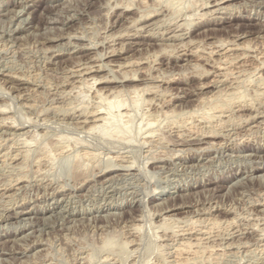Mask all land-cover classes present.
I'll return each mask as SVG.
<instances>
[{"label": "rangeland", "instance_id": "rangeland-1", "mask_svg": "<svg viewBox=\"0 0 264 264\" xmlns=\"http://www.w3.org/2000/svg\"><path fill=\"white\" fill-rule=\"evenodd\" d=\"M216 1L0 0V264H264V0Z\"/></svg>", "mask_w": 264, "mask_h": 264}, {"label": "bare ground", "instance_id": "bare-ground-1", "mask_svg": "<svg viewBox=\"0 0 264 264\" xmlns=\"http://www.w3.org/2000/svg\"><path fill=\"white\" fill-rule=\"evenodd\" d=\"M227 1H229V0H217L216 1V4H214V6H213V8H211L209 11H207L206 13H203L202 15L204 16V15H206V14H208L209 12H220V11H224V10H227L228 11V9H230L232 6H231V4H229ZM34 3V2H33ZM228 3V4H227ZM257 3V2H256ZM240 5V4H239ZM128 6V5H127ZM128 7H131V6H128ZM204 7V6H203ZM211 7H212V5H211ZM126 8V7H125ZM237 8V7H236ZM240 8V7H239ZM130 9V8H129ZM201 9V8H200ZM208 9V8H207ZM198 10V9H197ZM22 11V10H21ZM233 11V10H232ZM23 12V11H22ZM128 12V11H127ZM229 12V11H228ZM27 13V12H26ZM192 13H194V12H192ZM197 13H198V11H197ZM150 14V13H149ZM212 14V13H211ZM193 15V14H192ZM201 15V16H202ZM20 16H21V14H20ZM147 16V15H146ZM187 16V15H186ZM195 16V15H194ZM214 16V15H213ZM212 16V17H213ZM189 17V16H188ZM187 17V18H188ZM200 17V16H199ZM211 17V16H210ZM255 17V16H254ZM34 18V17H33ZM146 19H147V17H145ZM148 18H150V17H148ZM186 18V19H187ZM192 18H194V17H192ZM197 18V17H196ZM214 18V17H213ZM217 18H218V16H217ZM228 18V17H227ZM47 19V18H46ZM207 19V18H206ZM48 22V21H47ZM181 23V22H180ZM184 23V22H183ZM154 24V23H153ZM64 25V24H63ZM175 25V24H174ZM177 25H179V24H177ZM177 25H176V27H177ZM25 26V25H24ZM146 27V26H145ZM179 27V26H178ZM139 28V27H138ZM174 28V27H173ZM144 29V28H143ZM180 29V28H179ZM257 30V29H256ZM65 31V30H64ZM142 31V30H141ZM149 33V32H148ZM152 33V32H151ZM147 34V33H146ZM163 34V33H162ZM167 34V33H166ZM62 35V34H61ZM126 35V34H125ZM129 35H130V33H129ZM153 35V34H152ZM131 36V35H130ZM148 36V35H147ZM260 36V35H259ZM145 37V36H144ZM174 37H176V36H174ZM178 37V36H177ZM122 38V37H121ZM163 38V37H162ZM182 38V37H181ZM240 38V37H239ZM164 39V38H163ZM176 39V38H175ZM179 39H180V37H179ZM225 39V38H224ZM237 39V38H236ZM55 41V40H54ZM66 41V40H65ZM221 41V40H220ZM224 41H226V40H224ZM229 41V40H228ZM227 41V42H228ZM233 41V40H232ZM126 42V41H125ZM218 42H219V40H218ZM132 43V42H131ZM222 43V42H221ZM224 43V42H223ZM230 43V42H229ZM63 44V43H62ZM64 44H65V42H64ZM76 44V43H75ZM225 44V43H224ZM74 45V44H73ZM72 45V46H73ZM84 45V44H83ZM124 45V44H123ZM131 45V44H130ZM230 45V44H229ZM246 45H247V43H246ZM57 46V45H56ZM96 46H97V44H96ZM218 46H220V45H218ZM224 46V45H223ZM228 46V45H227ZM244 46V45H243ZM242 46V47H243ZM178 47H179V45H178ZM216 47V46H215ZM245 47V46H244ZM249 47V46H248ZM115 48V47H114ZM121 48V47H120ZM119 48V49H120ZM177 48V47H176ZM193 48V47H192ZM234 48V47H233ZM233 48H232V50H233ZM238 48H239V46H238ZM237 48V49H238ZM246 48V47H245ZM65 49V48H64ZM91 49V48H90ZM113 49V48H112ZM181 49V48H180ZM219 49H220V47H219ZM228 49V48H227ZM239 49H241V48H239ZM247 49V48H246ZM254 49H255V47H254ZM60 50V49H59ZM197 50V49H196ZM226 50V49H225ZM230 50V49H229ZM114 51V50H113ZM177 51V50H176ZM182 51V50H181ZM191 51V50H190ZM189 51V52H190ZM217 51V50H216ZM224 51V50H223ZM51 52V51H50ZM111 52V51H110ZM196 53V52H195ZM208 53V52H207ZM210 53V52H209ZM68 54H70V53H68ZM121 54V53H120ZM185 54V53H184ZM191 54V53H190ZM232 54V53H231ZM245 54V53H244ZM51 55V54H50ZM56 55V54H55ZM112 55V54H111ZM177 55V54H176ZM195 55V54H194ZM200 55V54H199ZM215 55V54H214ZM229 55V54H228ZM236 55V54H235ZM238 55V54H237ZM256 55V54H255ZM109 56V55H108ZM223 56V55H222ZM245 56V55H244ZM260 56V55H259ZM107 57V56H106ZM177 57V56H176ZM221 57V56H220ZM229 57V56H228ZM246 57V56H245ZM257 57V56H256ZM52 58V57H51ZM179 58V57H178ZM203 58V57H202ZM205 58V57H204ZM242 58H243V56H242ZM101 59V58H100ZM103 59V58H102ZM128 59V58H127ZM126 59V60H127ZM200 59V58H199ZM213 59V58H212ZM228 59V58H227ZM233 59V58H232ZM239 59H240V57H239ZM257 59V58H256ZM259 59V58H258ZM114 60V59H113ZM215 60V59H214ZM219 60V59H218ZM263 59H261V61H262ZM213 61V60H212ZM211 61V62H212ZM220 61H222L221 59H220ZM136 62V61H135ZM137 62H139V61H137ZM225 62H226V59H225ZM232 62H233V60H232ZM109 63V62H108ZM129 64H131L130 62H128ZM140 63H142V62H140ZM228 63H230V62H228ZM88 64V63H87ZM112 64V63H111ZM138 64V63H137ZM222 64V63H221ZM233 64H234V62H233ZM236 64V63H235ZM246 64V63H245ZM97 65V64H96ZM106 65V64H105ZM128 65V64H127ZM195 65V64H194ZM238 65V64H237ZM75 66V65H74ZM109 66V65H108ZM114 66V65H113ZM209 66H211V65H209ZM213 66V65H212ZM211 66V67H212ZM220 66H222V65H220ZM229 66H230V64H229ZM245 66V65H244ZM83 67V66H82ZM90 67H91V65H90ZM106 67H107V65H106ZM123 67V66H122ZM217 67H219L218 65H217ZM238 67V66H237ZM264 67V66H263ZM98 68V67H97ZM119 68H120V66H119ZM144 68V67H143ZM214 68V67H213ZM219 68H221V67H219ZM227 68V67H226ZM258 68V67H257ZM88 69V68H87ZM125 69V68H124ZM136 69V68H135ZM221 69H224L225 71L227 70V69H225V66L223 67V68H221ZM71 70V69H70ZM73 70V69H72ZM220 70V69H219ZM231 70V69H230ZM256 70V69H255ZM108 71V70H107ZM115 71V70H114ZM133 71V70H132ZM137 71V70H136ZM139 71V70H138ZM207 71V70H206ZM215 71V70H214ZM228 71V70H227ZM234 71V70H233ZM131 72V71H130ZM208 72V71H207ZM80 73V72H79ZM81 73H84V71L83 72H81ZM209 73V72H208ZM208 73H204V74H208ZM223 73H225V74H228V73H226V72H223ZM231 72L229 71V74H230ZM136 74V73H135ZM210 74V73H209ZM222 74V73H221ZM225 74H222V75H224V77L226 76ZM71 75V74H70ZM124 75H126L125 73H124ZM215 75V74H214ZM234 75V74H233ZM237 75H238V73H237ZM127 76H129V74L127 75ZM218 76H220V75H218ZM239 76H240V74H239ZM238 76V77H239ZM259 76V75H258ZM261 76V75H260ZM259 76V77H260ZM85 77V76H84ZM120 77V76H119ZM122 77V76H121ZM126 77V76H125ZM132 77V76H131ZM137 77V76H136ZM135 77V78H136ZM207 77V76H206ZM229 77V76H228ZM235 77H237V76H235ZM241 77V76H240ZM91 78V77H90ZM101 78V77H100ZM107 78V77H106ZM109 78V77H108ZM115 78V77H114ZM134 78V77H133ZM230 78H231V76H230ZM233 78V77H232ZM23 79V78H22ZM117 79V78H116ZM207 79V78H206ZM229 79V78H228ZM236 79V78H235ZM242 79V78H241ZM248 79V78H247ZM264 79V78H263ZM20 80V79H19ZM87 80V79H86ZM96 80V79H95ZM128 80V79H127ZM137 79H135V81H136ZM139 80V79H138ZM218 80V79H217ZM224 80V79H223ZM227 80V79H226ZM246 80V79H245ZM261 80V79H260ZM99 81V80H98ZM113 81V80H112ZM133 81V80H132ZM163 81V80H162ZM215 81V80H214ZM259 81V80H258ZM93 82H94V78H93ZM101 82V81H100ZM116 82V81H115ZM208 82V81H207ZM217 82V81H216ZM220 82H221V80H220ZM226 82V81H225ZM246 82V81H245ZM250 82V81H249ZM81 83V82H80ZM96 83H97V81H96ZM251 83V82H250ZM84 84V83H83ZM207 84V83H206ZM209 84V83H208ZM243 84H244V81H243ZM262 84H263V82H262ZM90 85V84H89ZM240 85V84H239ZM95 86V85H94ZM146 86H148V85H146ZM160 86V85H159ZM217 86V85H216ZM76 87V86H75ZM138 87V86H137ZM139 87H141V86H139ZM150 87V86H149ZM153 87H155V86H153ZM157 87V86H156ZM205 87V86H204ZM262 87V86H261ZM223 88V87H222ZM234 88V87H233ZM239 88V87H238ZM263 88V87H262ZM94 89V88H93ZM114 89V88H113ZM117 89V88H116ZM144 89V88H143ZM146 89V88H145ZM212 89V88H211ZM226 89V88H225ZM240 89V88H239ZM258 89V88H257ZM148 90V89H147ZM259 90V89H258ZM113 91H115V90H113ZM123 91V90H122ZM128 91V90H127ZM130 91V90H129ZM152 91V90H151ZM218 91V90H217ZM236 91V90H235ZM241 91V90H240ZM239 91V92H240ZM101 92V91H100ZM103 92V91H102ZM119 92H121V91H119ZM131 92V91H130ZM145 92V91H144ZM149 92H150V90H149ZM219 92V91H218ZM236 92H238V91H236ZM236 92H234V93H236ZM243 92V91H242ZM111 93H113V92H111ZM134 93V92H133ZM132 93V94H133ZM135 93H137V91L135 92ZM135 93H134V96H135ZM146 93V92H145ZM147 93H148V91H147ZM151 93V92H150ZM221 93V92H220ZM234 93L232 94V95H234ZM241 93V92H240ZM244 93V92H243ZM242 93V94H243ZM260 93H261V91H260ZM99 93H97V95H98ZM101 94V93H100ZM99 94V95H100ZM127 94H128V92H127ZM130 94V93H129ZM138 94V93H137ZM143 94V93H142ZM228 94H230V93H228ZM228 94H224L225 96L226 95H228ZM238 94V93H237ZM256 94H258V93H256ZM96 95V96H97ZM103 95V94H102ZM140 95H141V93H140ZM203 95V94H202ZM223 95V94H222ZM222 95H220V96H222ZM223 95V97L225 98V96ZM232 95H230L231 97H233ZM238 95H240L239 96V98L241 99L242 98V96L243 95H241V94H238ZM114 96V95H113ZM113 96H111V97H113ZM116 96V95H115ZM119 96V95H118ZM122 96V95H121ZM120 96V99L116 96L113 100L111 99H107L108 97H106V101H105V99L103 98V99H101V101L103 100L104 101V103H105V107L103 106V107H101L100 108V106H98L97 104V106L99 107H97L98 109L97 110H94V112H93V110H92V113L91 112H89V111H87V112H89V113H91V115L90 114H88V115H90L89 117L92 119H90L91 120V124H93L92 126H90L91 127V129L92 130H97V131H99L102 135H104V136H108V137H111V138H121V139H125L126 141H127V139L129 140L128 142H130L131 140H130V138L129 137H132V135L131 136H127V134H131L132 133V131H131V127H130V122H129V120H131V119H129V115L130 114H128V113H131V112H129L128 111V109L130 108V107H128V108H126V106H127V104L129 105V102H128V98H126L124 95L122 96V97H124V98H122ZM133 96V97H134ZM173 96V95H172ZM200 96V95H199ZM215 96V95H214ZM229 96V95H228ZM228 96H226V98L228 99ZM99 97H101V96H99ZM129 97H131V96H129ZM133 97H131V99L130 100H132V98ZM141 97H142V95H141ZM202 97V96H201ZM211 97H213V96H211ZM217 97V96H216ZM219 97V96H218ZM117 98V99H116ZM126 98V99H125ZM139 97H137V98H135L134 99V101L132 102V101H130V102H132L133 103V105H138V103H139V101L137 100ZM235 98V97H234ZM140 99V98H139ZM156 99V98H155ZM198 99H199V97H198ZM210 99V98H209ZM230 100H232L231 98H229ZM239 99V100H240ZM244 99V98H243ZM140 100H142V99H140ZM150 100H151V98H150ZM149 100V101H150ZM153 100V99H152ZM210 100H212V99H210ZM214 100H216V99H214ZM217 100H218V98H217ZM224 100V99H223ZM234 100V99H233ZM237 100V98L235 99V101ZM100 101V100H99ZM207 101V100H206ZM219 101V100H218ZM221 101V100H220ZM150 102H153V101H150ZM203 102H204V100H203ZM208 102V101H207ZM207 102H205V103H207ZM222 102V101H221ZM224 102V101H223ZM227 102H231V101H227ZM104 103H101V104H104ZM155 103V102H154ZM214 103H216V102H214ZM219 103V102H218ZM131 104V103H130ZM226 104V101L224 102V106H226L225 105ZM239 104V103H238ZM164 105V104H163ZM162 105V106H163ZM176 105V104H175ZM205 105V104H204ZM206 105H209V104H206ZM230 105V104H229ZM94 106V105H93ZM92 106V107H93ZM132 106V105H131ZM139 106V105H138ZM137 106V107H138ZM173 106V105H172ZM212 106V105H211ZM233 106V105H232ZM242 106V105H241ZM246 106V105H245ZM3 107V106H2ZM122 107H125L124 108V110L123 109H121ZM153 107V106H152ZM227 107H228V105H227ZM251 107V106H250ZM135 109H136V107H134ZM139 108V107H138ZM172 108V107H171ZM181 108V107H180ZM204 108V107H203ZM202 108V109H203ZM222 108V105H221V103H219V104H214V109L213 110H219V109H221ZM238 108V107H237ZM132 109H133V106H132ZM179 109V108H178ZM198 109H200V108H198ZM202 109H201V112H202ZM210 109H211V107H210ZM209 109V110H210ZM241 109V108H240ZM256 109V108H255ZM0 110H2V109H0ZM89 110V109H88ZM134 110V109H133ZM164 110H166V109H164ZM174 110V109H173ZM180 110V109H179ZM205 110V109H204ZM4 111V109L2 110V112ZM130 111H131V109H130ZM135 111H137V109L135 110ZM163 111V110H162ZM170 111V110H169ZM176 111V110H175ZM182 111V110H181ZM198 110H196V112H197ZM223 111V110H222ZM255 111H259V110H255ZM1 112V113H2ZM82 112V111H81ZM133 112V111H132ZM139 111H137V113H138ZM164 112V111H163ZM162 112V113H163ZM167 112V110L165 111V113ZM177 112V111H176ZM175 112V113H176ZM200 112V111H199ZM199 112H198V115H200L199 114ZM204 112H206V111H204ZM6 113V112H5ZM159 114H160V112H158ZM193 113V112H192ZM207 113V112H206ZM221 113V112H220ZM242 113V112H241ZM262 113V112H261ZM68 114V113H67ZM127 114H128V120H126L127 118H126V116H127ZM146 114V113H145ZM150 114V113H149ZM158 114V115H159ZM169 114H171V113H169ZM168 114V115H169ZM186 114V113H185ZM189 114V113H188ZM197 114V113H196ZM255 114V113H254ZM74 115V114H73ZM83 115V114H82ZM85 115V114H84ZM131 115H133V114H131ZM135 115V114H134ZM154 115H156L155 113H154ZM154 115H152V116H154ZM164 115V114H163ZM168 115H166V116H168ZM173 115V114H172ZM175 115V114H174ZM179 115V114H178ZM177 115V116H178ZM203 115V114H202ZM207 115V114H206ZM256 115V114H255ZM255 115H253V116H255ZM144 116V115H143ZM148 116V115H147ZM146 116V117H147ZM160 116V115H159ZM184 116V115H183ZM182 116V117H183ZM190 116V115H189ZM194 116V115H193ZM205 116V115H204ZM210 116V115H209ZM213 116V115H212ZM88 117V118H89ZM131 118H132V116H130ZM169 117V116H168ZM174 117V116H173ZM203 117V116H202ZM208 117V116H207ZM211 117V116H210ZM221 117V116H220ZM220 117H218V118H220ZM246 117V116H245ZM249 117V116H248ZM247 117V118H248ZM14 118V117H13ZM26 118V117H25ZM67 118V117H66ZM126 118V119H125ZM142 119H143V117H141ZM152 118V117H151ZM170 118V117H169ZM172 118V117H171ZM184 118V117H183ZM186 118V117H185ZM192 118V117H191ZM198 118V117H197ZM206 118V117H205ZM212 118V117H211ZM213 118H214V116H213ZM212 118V119H213ZM215 118H217L216 116H215ZM252 118V117H251ZM15 119V118H14ZM134 119V118H133ZM132 119V120H133ZM161 119V118H160ZM209 119V118H208ZM211 119V120H212ZM4 120V119H3ZM9 120H11V119H9ZM25 120H27V119H25ZM84 120H85V118H84ZM84 120H82L83 122H84ZM152 120H154V119H152ZM152 120H147V122H146V126L149 128V127H151V126H153V125H155L154 124V122L156 121H152ZM174 120V119H173ZM177 120V119H176ZM198 120H199V118H198ZM198 120H197V122H198ZM201 120V119H200ZM203 120H204V118H203ZM206 120V119H205ZM222 120V119H221ZM7 121V120H6ZM81 121V120H80ZM81 121V122H82ZM85 121H89V119H87V120H85ZM160 121V120H159ZM158 121V122H159ZM168 121V120H167ZM179 121V120H178ZM186 121V120H185ZM187 121H189V120H187ZM186 121V122H187ZM245 121H247V120H245ZM11 122H12V120H11ZM140 122H141V120H140ZM157 122V121H156ZM190 122V121H189ZM195 122V121H194ZM193 122V123H194ZM207 122V121H206ZM221 122V121H220ZM223 122H225V121H223ZM249 122V121H248ZM9 123V122H8ZM25 123V122H24ZM84 123H86V125H87V122H84ZM84 123H82V124H84ZM132 123H133V121H132ZM168 123V122H167ZM183 123V122H182ZM1 124V123H0ZM23 124V123H22ZM80 124V123H79ZM89 124H90V122H89ZM90 124V125H91ZM134 124V123H133ZM140 124H142V123H140ZM175 124H176V122H175ZM174 124V125H175ZM179 124V123H178ZM196 124V123H195ZM221 124V123H220ZM249 124V123H248ZM16 125V124H15ZM14 125V126H15ZM21 125V124H20ZM75 125V124H74ZM85 125V126H86ZM158 125V124H157ZM186 125V123L184 124V126ZM193 125V124H192ZM191 125V126H192ZM202 125V124H201ZM213 125V124H212ZM250 125V124H249ZM89 126V125H88ZM138 126H140V125H138ZM160 126V125H159ZM158 126V127H159ZM162 126H163V123H162ZM181 126V125H180ZM207 126V125H206ZM215 126V125H214ZM218 126V125H217ZM3 127V126H2ZM80 127V126H79ZM82 127V126H81ZM157 127V126H156ZM178 127H179V125H178ZM196 127V126H195ZM211 127V126H210ZM133 128V127H132ZM207 128V127H206ZM215 128V127H214ZM16 129V128H15ZM85 129V128H84ZM90 129V128H89ZM90 129V131H92ZM141 129H142V127H141ZM149 129H152V127L151 128H149ZM180 129V128H179ZM209 129H211V128H209ZM143 130V129H142ZM152 130H154V129H152ZM152 130H149V131H152ZM156 130H158L157 128H156ZM173 130V129H172ZM86 131H88V129H86ZM161 131V130H160ZM168 131V130H167ZM177 131V130H176ZM199 131H200V129H199ZM131 132V133H130ZM139 132H140V130H139ZM138 132V133H139ZM154 132H155V130H154ZM157 132V131H156ZM186 132V131H185ZM217 132V131H216ZM14 133H15V131H14ZM141 133V132H140ZM147 133H149V132H147ZM153 133V132H152ZM151 133V134H152ZM159 133V132H158ZM162 133H164V132H162ZM161 133V134H162ZM172 133V132H171ZM182 133V132H181ZM183 133H184V131H183ZM206 133V132H205ZM220 133V132H219ZM143 134H145V133H143ZM154 134V133H153ZM168 134V133H167ZM198 134V133H197ZM201 134V133H200ZM199 134V135H200ZM14 135V134H13ZM147 135V134H146ZM159 135V134H158ZM163 135V134H162ZM191 135V134H190ZM209 135V134H208ZM212 135V134H211ZM216 135V134H215ZM214 135V136H215ZM67 136V135H66ZM138 136V135H137ZM152 136H154V135H152ZM176 136V135H175ZM64 137H65V135H64ZM71 137V136H70ZM68 138V136H67V138H68V140L66 141L67 143H69V141L72 139V138ZM188 137H190V136H188ZM67 138H65V139H67ZM74 138H76V137H74ZM134 138V137H133ZM162 138V140H163V138H165V137H161ZM171 138V137H170ZM178 138V137H177ZM195 138V137H194ZM70 139V140H69ZM78 139V138H77ZM151 139V138H150ZM167 139V138H166ZM134 140H135V138H134ZM156 140V139H155ZM170 140V139H169ZM201 140V139H200ZM82 141V140H81ZM151 141V140H150ZM28 142V141H27ZM72 142V141H71ZM133 142V141H132ZM156 142H158V141H156ZM208 142V141H207ZM210 142H215V141H210ZM209 142V143H210ZM221 142V141H220ZM83 143V142H82ZM145 143V142H144ZM176 143V142H175ZM66 144V143H65ZM64 143H63V145H65ZM84 144V143H83ZM199 144V143H198ZM67 145V144H66ZM176 145V144H175ZM207 144H205V146H206ZM213 145V144H212ZM67 146H70V148L71 147H73V145L72 144H70V145H67ZM65 147V146H64ZM192 147V146H191ZM190 147V148H191ZM203 147V146H202ZM207 147V146H206ZM205 147V148H206ZM67 147H65V149H66ZM183 148V147H182ZM201 148V147H200ZM64 149V148H63ZM65 149L63 150V151H65ZM67 149H69V147L67 148ZM174 149H176V148H174ZM192 149H195V146H194V148H192ZM214 149V148H213ZM61 150V152H62V149H60ZM59 150V151H60ZM72 150V149H71ZM82 150V149H81ZM149 150V149H148ZM152 150V149H151ZM151 150H150V152H151ZM179 150H181V148H179ZM183 150V149H182ZM187 150V149H186ZM190 150V149H189ZM196 150V149H195ZM197 150H199V149H197ZM204 150V149H203ZM206 150H207V148H206ZM4 151V150H3ZM68 151V150H67ZM74 151V150H73ZM172 151V150H171ZM208 151V150H207ZM51 152V151H50ZM58 152V151H57ZM77 152V151H76ZM175 152V151H174ZM178 152V151H177ZM180 152V151H179ZM4 153H5V151H4ZM155 153V152H154ZM154 153H152V155L154 154ZM169 153H170V150H169ZM74 153H71L70 155L72 156ZM76 154V153H75ZM95 155H97L96 153H94ZM92 152H89L88 150L87 151H83V152H81V154H76L77 156H76V158L78 159V161H80V159H81V161H82V158L84 159V157L86 158V160H87V158L88 157H90L91 158V156H93L94 155ZM164 154V153H163ZM167 154V153H166ZM175 154V153H174ZM173 154V155H174ZM4 155H6V154H4ZM9 155V154H8ZM15 155V154H14ZM26 155V154H25ZM70 155H67V156H69V158H72L71 160H73V156L72 157H70ZM179 155H180V153H179ZM16 157H17V155H15ZM15 156H13V157H15ZM27 156V155H26ZM98 156V155H97ZM118 156V155H117ZM182 156V155H181ZM207 156V155H206ZM250 156V155H249ZM256 156V155H255ZM15 157V158H16ZM65 157H66V154H65ZM64 157V158H65ZM114 157V156H113ZM164 157V156H163ZM165 157H167V156H165ZM170 157V156H169ZM5 158H6V156H5ZM4 158V159H5ZM110 158V157H109ZM115 158H117V157H115ZM114 158V159H115ZM152 158V157H151ZM186 158V157H185ZM1 159V158H0ZM11 159V158H10ZM67 159V158H66ZM120 159V158H119ZM125 159V158H124ZM154 159V158H153ZM187 159V158H186ZM25 160V159H24ZM86 160H83L84 162L86 161ZM161 160V159H160ZM70 161V160H69ZM71 162V161H70ZM76 163H77V161H75ZM74 162V163H75ZM122 163V162H121ZM78 165V167L79 166H81V165H79L80 163H77ZM124 164V163H123ZM133 164V163H132ZM195 164V163H194ZM84 165H85V163H84ZM126 165H128V164H126ZM133 165H135V164H133ZM76 166V167H77ZM108 166V165H107ZM107 166H105L106 167V169H107ZM122 166V165H121ZM129 166V165H128ZM190 166H191V164H190ZM83 167V163H82V166L80 167V168H82ZM86 167V166H85ZM110 167V166H109ZM120 167V166H119ZM130 167H132V166H130ZM259 167V166H258ZM124 168V167H123ZM122 169V168H121ZM75 171V170H74ZM80 171V170H79ZM82 171V170H81ZM85 172V171H84ZM83 172V173H84ZM125 174V173H124ZM19 178H21V177H19ZM113 179V178H112ZM17 182V181H16ZM107 182V181H106ZM6 187H8V186H6ZM209 188V187H208ZM157 189L155 188V191H156ZM196 192V191H195ZM197 194V193H196ZM181 196H183V195H181ZM185 196V195H184ZM184 198V197H183ZM112 204V203H111ZM263 204V203H262ZM64 206V205H63ZM67 207V206H66ZM118 208V207H117ZM171 208H173V207H171ZM61 210V209H60ZM164 210V209H163ZM119 213H121V212H119ZM200 213V212H199ZM204 213V212H203ZM112 214V213H111ZM117 214V213H116ZM115 215V214H114ZM163 217H164V215H163ZM166 217H168V216H166ZM174 217V216H173ZM200 218V217H199ZM202 218V217H201ZM173 219V218H172ZM204 219H206V218H204ZM20 220V219H19ZM164 220V219H163ZM170 220H171V218H170ZM209 220V219H208ZM193 221V220H192ZM200 221V220H199ZM215 221V220H214ZM232 221H233V219H232ZM195 222V221H194ZM194 222H193V224H194ZM208 222V221H207ZM218 222V221H217ZM230 222V221H229ZM210 223V222H209ZM215 223H216V221H215ZM199 224V223H198ZM208 224V223H207ZM235 225V224H234ZM200 226V225H199ZM204 226V225H203ZM193 227V226H192ZM211 227V226H210ZM179 229H181V228H179ZM207 229H209V228H207ZM200 230V229H199ZM21 231V230H20ZM194 231V230H193ZM203 231V230H202ZM207 231V230H206ZM175 232V231H174ZM184 232V231H183ZM185 232H187V231H185ZM184 232V233H185ZM192 232V231H191ZM189 233V232H188ZM206 233V232H205ZM211 233V232H210ZM179 234V233H178ZM181 234H182V232H181ZM192 234V233H191ZM200 234V233H199ZM212 234V233H211ZM175 235V234H174ZM162 236V235H161ZM190 236V235H189ZM188 236V237H189ZM196 236V235H195ZM203 236V235H202ZM15 237V236H14ZM173 237V236H172ZM186 237V236H185ZM199 237V236H198ZM171 238V237H170ZM172 239V238H171ZM177 239V238H176ZM211 239V238H210ZM183 240V239H182ZM182 240H181V242H182ZM5 241V240H4ZM12 241V240H11ZM185 241V240H184ZM14 242H15V239H14ZM175 242V241H174ZM187 242V241H186ZM185 242V243H186ZM189 243H190V241H188ZM196 242V241H195ZM198 242H200L199 240H198ZM247 242V241H246ZM185 243L183 244V248H181L180 247V249H179V252H181V251H183L184 249H186V248H188L189 247V245L191 244H189V243H186V245H185ZM192 243H193V241H192ZM248 243V242H247ZM189 244V245H188ZM198 244V243H197ZM233 244V243H232ZM195 245V244H194ZM175 247V246H174ZM177 247V246H176ZM178 248V247H177ZM191 248V247H190ZM190 248H188L189 250H190ZM196 248V247H195ZM200 248V247H199ZM204 248V247H203ZM193 249V248H192ZM198 249V248H197ZM205 249H206V247H205ZM208 249V248H207ZM176 250V249H175ZM194 250H196V249H194ZM198 250H200V249H198ZM226 250V249H225ZM201 251V250H200ZM175 252V251H174ZM178 252V251H177ZM191 252V251H190ZM199 252V251H198ZM186 253H187V251H186ZM194 253H195V251H194ZM199 253H201V252H199ZM209 253H211L210 251H209ZM218 253V252H217ZM180 255V254H179ZM195 255V254H194ZM182 256V255H181ZM189 257H191V255L189 256ZM197 257V256H196ZM210 257H211V255H210ZM212 258V257H211ZM174 259V258H173ZM188 259V255H187V258L185 259V260H187ZM210 259V258H209ZM176 260V259H175ZM180 260V259H179ZM190 260V259H189ZM188 261H186V262H184V263H187Z\"/></svg>", "mask_w": 264, "mask_h": 264}]
</instances>
